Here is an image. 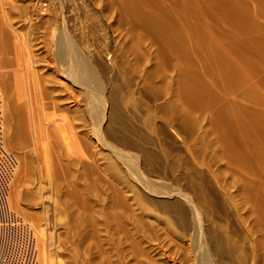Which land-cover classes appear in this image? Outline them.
<instances>
[{
	"label": "bare ground",
	"instance_id": "obj_1",
	"mask_svg": "<svg viewBox=\"0 0 264 264\" xmlns=\"http://www.w3.org/2000/svg\"><path fill=\"white\" fill-rule=\"evenodd\" d=\"M3 1L0 0V4ZM104 2L120 4L119 19L122 23L130 25L122 51L132 58L125 69H129L126 70L128 74L138 72L140 82L135 83V86L129 82L117 85L113 77H109L112 72L110 68L100 66L98 69L95 61L97 58L84 60L76 49H72V45L61 39L53 54L58 65L64 67L61 71L63 75L53 70L56 65L54 67L52 62H46L47 65L42 68L45 69L43 77H37V71L29 66L30 61L26 59L28 56L24 57V65L17 63L18 69L14 77L20 83L16 84L21 86L18 87L20 93L27 94V120L23 115L17 126L9 129L8 136L13 134L17 144H27L30 141L32 153L43 165V168L39 167V179H44L49 185L52 202L56 204L59 196L70 197V200L76 198L73 205L76 206L77 203V210H81L84 209L85 203L82 198L81 203L77 199L81 197V193L89 190L90 176L101 175L99 161L104 160L106 172H110L112 165L116 164V160H112L115 157L111 156V152L120 157L126 156L120 150L139 152L142 163L147 165L158 158L157 154L141 148L142 141L150 144L152 140L138 136L139 132L132 124L124 123L119 110L121 103L132 110L135 109L137 94L140 100L146 99L141 109L145 114L143 126L149 135L162 137L167 128L177 125L184 133L197 131L202 139H208L206 145L216 152L214 162H225L222 172L228 176L224 178V187H233L235 192L225 194L224 199L232 207L236 223L243 235L242 239L247 243L231 244L229 241L221 245L215 238L206 236L208 250L203 254V261L206 262L203 264H216L221 260L230 261L232 264L233 258L238 264H264V23L260 21H264V0H254V10L244 0ZM42 9L40 13L45 14L47 9ZM1 34L0 28L2 55L8 45L5 46ZM56 76L65 78L69 87L63 86L62 91L52 88L50 84ZM130 86L135 89H130ZM123 87L128 89L124 93ZM30 91L34 97L30 96ZM102 91H106L104 99L110 106L103 137L98 134V99L101 93L103 94ZM32 97L33 103L30 99ZM33 104L35 110L32 108ZM38 110L43 114V124L39 121ZM46 110L49 112L46 113ZM102 139L104 148L99 145ZM163 147H160L159 155L168 164L170 175L175 182H179V177L174 174L178 170L177 165L181 164L179 162L184 160L179 155H171ZM187 162L184 161L186 178L192 182L194 168ZM158 174L161 175L160 172ZM199 174V177H204L203 182L206 184L205 176L201 175L204 173ZM99 177L100 183L102 177L97 178ZM18 179L16 178L17 181ZM16 188L13 189L16 191ZM91 188L93 189V186ZM204 189L206 190V187ZM93 191L96 192L94 189ZM209 196L201 192L196 193L201 208L212 209L221 205L213 191ZM87 208L82 209L83 212H86ZM197 208L199 209L196 207V210ZM89 210L94 212L91 208ZM93 217L98 221V225L93 224L95 228L92 226V229L86 231L85 238L91 236L95 240L102 234L112 245L111 255L103 256L101 264H146V258L141 254L136 256L133 263L124 255L121 240L117 236L114 237L115 231L120 230V218L117 215L102 213ZM181 217L182 227L188 229L189 223L185 216ZM34 232L35 230V237ZM39 238L41 239V236ZM38 251L37 247L39 264ZM164 260L168 261L166 258Z\"/></svg>",
	"mask_w": 264,
	"mask_h": 264
},
{
	"label": "rangeland",
	"instance_id": "obj_2",
	"mask_svg": "<svg viewBox=\"0 0 264 264\" xmlns=\"http://www.w3.org/2000/svg\"><path fill=\"white\" fill-rule=\"evenodd\" d=\"M50 1L4 0L0 4L1 39H4L5 46L8 45L5 54H0V59H2L0 62V93L4 104L5 148L15 156L18 162L10 186L9 203L11 209L20 217L24 216L23 219L30 223L35 230L39 264H95V262L101 264L103 256L111 255V242L102 234L99 239L96 237L95 240L91 236L89 237L92 239L85 238L84 234L92 229L93 224L98 225V221L93 215L102 213L117 215L120 218V230L115 231L114 237L117 236L121 240L123 253L131 261L130 263L135 262L136 256L140 254L144 259L146 258V264L206 263L203 261V254L208 250V243L205 242L206 236L215 238L221 245L229 243V241L231 244L247 243L242 239L243 235L236 223L232 207L224 199L225 194L230 195L235 192L233 187H224V178L228 176L222 172L225 162L222 160L214 162L216 152L206 145L208 139H202L197 131L191 134L184 133L179 130L177 125L167 128L162 137L161 135H149L143 126L145 114L141 109L146 99L140 100L137 98V94L135 95V109L132 110L121 103L119 110L124 123L132 124L139 132L138 136L152 140L150 144L142 141L141 148L157 154L158 158L152 164L147 165L142 163L139 152L120 150L122 154H126L125 157L111 152V156L116 158L112 159L116 160V164L112 165L110 172H106L104 160H100L98 167L102 172L99 171L101 175L98 176H101L102 180L99 183L100 177L90 176V186L93 184V189L96 192L93 191L92 186H89V190L81 193L79 195L81 197L77 199L80 201L82 198L83 203L89 205L94 212H90V208L88 209L85 204L83 205L84 209L87 208L85 213L83 206L81 207L83 210L80 207L81 210H77L78 204L76 203L77 207L75 204L73 205V200L75 201L76 198L70 200L68 199L70 197L59 196L56 199L58 204L52 202L49 185L44 179H39V167L43 165L32 153L30 141L27 144H17L18 142L13 139V134L8 136L9 129L17 126V122L23 115L27 120V113H25L28 111L27 94L24 96L20 93L21 86L16 85L20 83L14 77L17 73L16 69H18L17 63L21 66L25 60L24 57L28 56L31 58L26 57L28 62L30 61L29 66L39 74L36 76L43 77L45 69L42 68H45L46 62L48 64L52 62L54 67L56 65L53 70L63 75L61 71L64 67L58 65L55 54H53L57 48L56 44L62 39L72 45V49H76L84 60L97 58L95 61L98 69L100 66L101 68L105 66L110 68L112 72L109 77H113L114 83L117 85L129 82L135 86V83L140 82V74L138 75V72L128 74L129 69H125L132 58L122 51L130 25L122 23L119 19L120 4H105L104 0ZM244 1L254 10L253 7L256 5L254 0ZM43 5H46L47 8ZM42 8L48 11L41 14L40 9ZM260 21L264 23L263 20L260 19ZM21 68L23 70V66ZM32 69L30 72L35 75V72L31 71ZM124 69L125 71L122 72L121 70ZM64 76L66 77L65 74ZM23 78L25 79V76ZM67 83L69 84L65 78L56 76L50 85L56 91H62L63 86L69 87ZM134 86H130V89L134 90ZM127 87L122 88L123 93L128 90ZM32 91H30V96ZM102 92L103 94L101 93L98 99L100 110L98 134L101 137L107 128L110 108L104 99L106 91ZM33 97L30 98L33 100L32 103L34 102ZM32 108L35 110V104ZM46 111V113L49 112ZM38 112L39 121L43 124V114L40 110ZM100 141V147L104 148L105 145L101 144L103 139ZM160 147L168 150L171 155H179L184 161H188L187 164L189 163V166L194 168L192 182L186 178L184 161H180L181 164L177 165L178 170L174 175L178 176L180 180L175 182L173 176L170 175L168 164L159 155ZM158 172L161 173L160 176ZM200 172L204 173L201 175L205 176L208 187L204 183L205 181L203 182L204 177H199ZM16 178H19L18 181ZM13 188H16V191ZM108 188L110 189L108 190ZM211 191L221 201V205L212 209L201 208L196 193L201 192L210 197ZM13 196L15 197L13 198ZM121 201L123 202L121 203ZM196 207H199L200 212L198 208L196 210ZM182 215L189 223L188 229L182 227ZM90 216L91 221L89 220ZM214 234L217 235L214 236ZM102 240L103 242H101ZM102 252L106 255H100L104 254ZM165 258L168 261H165ZM218 260L220 259L218 258ZM218 262L219 264H231L230 261L225 260L217 261L216 264ZM233 263L238 264L235 258L232 259Z\"/></svg>",
	"mask_w": 264,
	"mask_h": 264
},
{
	"label": "built area",
	"instance_id": "obj_3",
	"mask_svg": "<svg viewBox=\"0 0 264 264\" xmlns=\"http://www.w3.org/2000/svg\"><path fill=\"white\" fill-rule=\"evenodd\" d=\"M17 161L4 148L3 99L0 94V264H38L31 226L9 205Z\"/></svg>",
	"mask_w": 264,
	"mask_h": 264
}]
</instances>
